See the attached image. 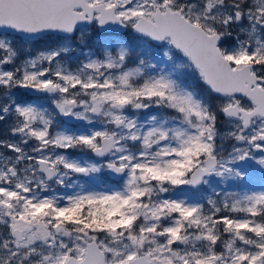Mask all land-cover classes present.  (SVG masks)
I'll return each instance as SVG.
<instances>
[{
  "label": "snow or ice",
  "instance_id": "1",
  "mask_svg": "<svg viewBox=\"0 0 264 264\" xmlns=\"http://www.w3.org/2000/svg\"><path fill=\"white\" fill-rule=\"evenodd\" d=\"M0 264H264V0H0Z\"/></svg>",
  "mask_w": 264,
  "mask_h": 264
},
{
  "label": "rangeland",
  "instance_id": "2",
  "mask_svg": "<svg viewBox=\"0 0 264 264\" xmlns=\"http://www.w3.org/2000/svg\"><path fill=\"white\" fill-rule=\"evenodd\" d=\"M96 39H97V37L95 35L90 37V41H92V42H94ZM85 51H87V49H85ZM75 55H79V53H76ZM249 171H251L252 174H253V180H252L251 183H249L247 185H243L242 186V191L248 190V189L259 190L260 189V185H261L259 167L257 165H255V163H252L249 166ZM234 185L235 184H232V186L228 190L235 191Z\"/></svg>",
  "mask_w": 264,
  "mask_h": 264
},
{
  "label": "flooded vegetation",
  "instance_id": "3",
  "mask_svg": "<svg viewBox=\"0 0 264 264\" xmlns=\"http://www.w3.org/2000/svg\"><path fill=\"white\" fill-rule=\"evenodd\" d=\"M242 186H243V185H240V184H238V183L235 184V185H234L235 191H242Z\"/></svg>",
  "mask_w": 264,
  "mask_h": 264
}]
</instances>
